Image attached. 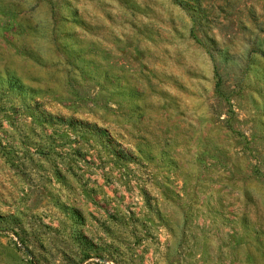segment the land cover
<instances>
[{
  "label": "rangeland",
  "instance_id": "rangeland-1",
  "mask_svg": "<svg viewBox=\"0 0 264 264\" xmlns=\"http://www.w3.org/2000/svg\"><path fill=\"white\" fill-rule=\"evenodd\" d=\"M0 264H264V0H0Z\"/></svg>",
  "mask_w": 264,
  "mask_h": 264
}]
</instances>
